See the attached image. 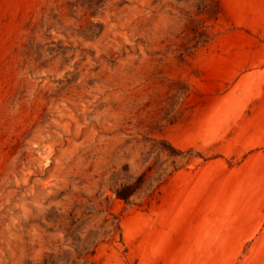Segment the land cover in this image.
I'll return each instance as SVG.
<instances>
[{"label":"rangeland","instance_id":"1","mask_svg":"<svg viewBox=\"0 0 264 264\" xmlns=\"http://www.w3.org/2000/svg\"><path fill=\"white\" fill-rule=\"evenodd\" d=\"M0 264H264V0H0Z\"/></svg>","mask_w":264,"mask_h":264},{"label":"trees","instance_id":"2","mask_svg":"<svg viewBox=\"0 0 264 264\" xmlns=\"http://www.w3.org/2000/svg\"><path fill=\"white\" fill-rule=\"evenodd\" d=\"M133 191H129L128 193H122L121 190L117 191V196L122 198V199H128V196L132 193Z\"/></svg>","mask_w":264,"mask_h":264}]
</instances>
